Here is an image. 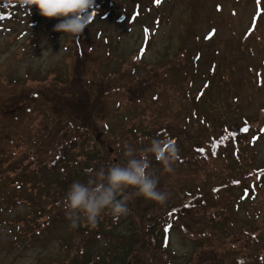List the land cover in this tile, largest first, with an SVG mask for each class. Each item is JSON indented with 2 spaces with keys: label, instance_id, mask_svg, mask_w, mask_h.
Instances as JSON below:
<instances>
[{
  "label": "rangeland",
  "instance_id": "rangeland-1",
  "mask_svg": "<svg viewBox=\"0 0 264 264\" xmlns=\"http://www.w3.org/2000/svg\"><path fill=\"white\" fill-rule=\"evenodd\" d=\"M148 4L117 0L110 17L97 16L78 38L56 31L59 20L43 15L37 26L27 24L20 11L0 23V157L15 170L0 165V264H76L95 253L111 260L127 250L104 236L138 239L125 264H264V170L258 173L264 168V126L258 128L264 120V0ZM256 4L262 12L251 26ZM210 27L216 33L207 38ZM144 31L149 38L143 48ZM194 43L204 54L197 64L189 58ZM242 122L250 124L233 149L196 159L192 148L200 139L219 133L222 124ZM67 123L75 126L68 130L76 136L71 149L56 166L42 165L41 183L22 186L27 170L32 172L23 167L32 163L30 155L51 160L58 147L51 149L48 141ZM47 126L52 130L45 131ZM168 134L176 139L180 158L170 173L152 158L158 189L168 193L158 210L198 192L206 206L194 203L178 221L193 236L172 223L153 239L132 223V214L115 223L105 214L96 228L83 220L70 227L63 196L73 181L85 183L101 167L126 163L125 142L140 150L152 139L168 140ZM248 170L256 173L239 186L225 181L226 187L211 192L225 176ZM57 180L59 186L50 190L43 186ZM129 193L133 208L147 211L154 204L135 189ZM221 199L227 205L221 218L202 216L204 210L219 213ZM48 218L54 222L42 224ZM84 230L103 236L82 247ZM80 248L83 255L76 253Z\"/></svg>",
  "mask_w": 264,
  "mask_h": 264
},
{
  "label": "trees",
  "instance_id": "trees-1",
  "mask_svg": "<svg viewBox=\"0 0 264 264\" xmlns=\"http://www.w3.org/2000/svg\"><path fill=\"white\" fill-rule=\"evenodd\" d=\"M133 1L135 2V5L139 6V7L141 6V3L144 4V2L145 3L149 2V4H148L149 6L150 5L156 6L158 4L157 0H133ZM163 1L164 0H159V3L163 2ZM116 7H117V0H95L96 15H95V18L93 21H95L97 16H100V15L103 17V19L110 17L112 10ZM131 10H133V9H131ZM19 11L22 13L24 12L25 15H27V24L30 23L32 26H37L40 23L39 22L37 24V22L39 20L38 17L41 16V13L35 5H33L31 7V9H29V8L21 7L19 4H17L15 2V0H0V17H3V16H6L8 18L9 17H12V18L17 17V15L19 14ZM118 13L121 15V17H123L125 15V13L122 10L118 11ZM135 13H136V9L133 12H131L129 16L134 18ZM133 18L131 19L132 21H133ZM1 20H3V19H0V21ZM52 20L55 21V20H57V18H52ZM121 21H123V20H121ZM131 23H133V22H131ZM143 24H140V26H142ZM210 28H212V29L209 30L208 32L206 31V37L207 38H208V34L215 35V33H216V31L213 27H210ZM146 33H147V31H144L143 34L145 35ZM148 38H149V36L145 35L144 42H143L142 46H145V44L148 41ZM194 45L197 47V49L192 51L189 54V58L192 61H194L195 64H197L198 60H201V59L204 60V54H203L202 50L200 49L201 47H198L197 43H194ZM198 49H200V50H198ZM182 50H183V48L180 50V52ZM177 55L178 54H176L175 56H177ZM167 72H169V69L163 70L162 76H167ZM152 78L155 81L157 76H153ZM144 83H146V81ZM152 92H155V91L152 90ZM154 97H156V96H154ZM259 123L260 124L258 125V128L261 129L264 126V120H262ZM249 124H245L242 122V123H237V124L231 123V124L220 125L221 130L219 133H212L209 135V138L207 140L200 139L199 143L193 145V148H192L193 154H195L196 159L204 161V160L208 159L209 156L220 154L225 148L231 147L233 149V145L235 147V145L238 144V141H239L238 136L243 132V128ZM61 126L63 127L62 134L58 138H55V136H54L53 138H51L48 141L49 147L51 149L58 147L55 154H49L51 157V160H46L44 157H42V154H36L35 158H34V156L30 155L29 161H31L32 163L29 165H23L24 169H25V167H29L32 170V172H29L27 170V173L24 175L23 181L21 182L22 186L27 185V183H30L29 185H31V186H37L36 183H38V182L41 183L40 178L37 174H38L39 170L41 169L42 165L46 162L49 167L56 166V164L59 162V160L65 154V151L66 150L69 151L71 149L72 142L75 140L76 136L71 137L70 131H68V130H70L72 127H75V126H73V124H72V127H71L70 123L61 124ZM50 128H51V126H47L46 128H44V130L47 131ZM76 128L79 129L80 127L76 126ZM50 130H52V129H50ZM57 134H60V132L57 131ZM172 135H173V133H172ZM172 135L168 134V137H169L168 141L170 143H172V141H173L174 136H172ZM175 140H174V142H175L174 144L176 145ZM68 143H69V149L66 148ZM39 144L42 147L46 146V142H43V140H42V142H39ZM165 146L167 147V145H165ZM200 149H203V151H200ZM49 153H51V152H49ZM0 159H1L0 165L3 166V169H8L10 172L15 171L14 169H11V168H9L8 165H6V162L4 161V159L2 157H0ZM66 168H67V166L63 164L60 167V171L63 172L66 170ZM83 170H84V172H87L88 167H84ZM92 170H94L93 167H92ZM263 170H264V168L259 169L258 173L261 174L260 172H262ZM46 171H47V173H49L52 171V169H49L46 167ZM255 173L249 172V170H248L246 173L240 174L242 177L238 176V175H236V176L235 175H227L223 178V180L220 184H217V185L213 184L212 185L211 192H215L218 188L226 187L225 184H223L225 181L230 182V185H228V187L234 186V185L239 186L241 179H243L247 175H252ZM255 179H256V176H255ZM87 181L88 180H86L85 183ZM57 183H58L57 186H59L60 182L58 180L54 181V182H49L47 184H43V186H45L49 189L52 187L53 184H57ZM22 186L20 187L19 192L24 193ZM43 186L41 185L38 187L42 188ZM206 191L209 192V189H206ZM204 192H205V190H204ZM65 193H67V191H65ZM4 196L7 199H9V197L6 194H4ZM63 198H64L63 201H65V196H63ZM22 199L26 200L25 198H22ZM194 203H196L197 205H200V203H201L204 207L206 206V203L204 201L200 200V194L198 192H193L192 196H187L178 205L171 206L172 204L168 203L170 205L162 206L161 211L158 210L157 202H154V204H152L148 208L147 211H143L141 208H138V207L133 208L132 204H129V208L131 209L130 214H132L134 217L132 223L134 225L138 226L141 230L145 231L148 234V236H150L151 238L154 239V235L157 234L158 230L161 229L162 226H164L165 224L168 225V224H172V223H175L176 225L178 224V226L181 228V230L184 233H186L189 236H193L195 233L191 232L188 227H185L184 225L178 223V221H179V217L185 214L184 211H187V210H189L195 206ZM226 207H227V205L224 203V200L221 199L219 201V213H218V211H216V212L207 211L206 212L204 210L202 213V216H204L205 218H207V217H213V218L220 217L221 218V214H225ZM63 209H65V208H63ZM157 213H159L158 217L153 219L152 217H154ZM140 218H141V220H144V221H140ZM163 218H164V220H163ZM41 222H42V224L47 226L49 224H52L54 221H52L51 218H48L46 221L41 220ZM221 225H223V223ZM84 231H87V232H84ZM84 231H83L84 233L82 235L80 234V240H79L83 245L82 247H85L86 244L90 240L99 239L100 237L103 236L100 232L96 233L95 231H91V230H84ZM88 231H90V232H88ZM242 231H246V230L242 229ZM201 233L204 234L203 236H212L208 232H201ZM104 237L107 238L108 240L114 241L117 245L119 243H121L120 248L127 249V250L124 251L122 254H120V256L113 255L111 260H109V256H107L106 254H102V252L101 253H95V254H92L89 258L82 257L78 262H76V264H125V257H127L129 250H130V254H131L134 250V246H136V244L138 243V239H135L134 237H126V238L114 237V236H104ZM248 237L251 238V240L255 239L254 233L250 232V231L248 232ZM128 238H131V239H128ZM82 250L83 249L80 248V249H78V251L76 253H78V255H83V253H81ZM130 254H128V255H130ZM238 260H240V259H238ZM246 261H250V260H246Z\"/></svg>",
  "mask_w": 264,
  "mask_h": 264
},
{
  "label": "clouds",
  "instance_id": "clouds-1",
  "mask_svg": "<svg viewBox=\"0 0 264 264\" xmlns=\"http://www.w3.org/2000/svg\"><path fill=\"white\" fill-rule=\"evenodd\" d=\"M21 7L35 5L41 15L57 18L55 30L79 37L84 29L93 22L96 15L95 0H15ZM62 18V19H61ZM167 145V147L165 146ZM123 165L113 163L107 168L95 171L86 183L73 181L69 186L65 201V215L70 227L77 228L81 220L87 226L96 228L100 218L109 214L113 222L130 214L129 189L135 195L143 196L159 204L166 203L168 193L158 189L159 177L152 168V158L163 165L166 172L174 171L179 160V149L168 140L152 139L148 147L137 150L125 142ZM91 171V170H90Z\"/></svg>",
  "mask_w": 264,
  "mask_h": 264
},
{
  "label": "snow or ice",
  "instance_id": "snow-or-ice-1",
  "mask_svg": "<svg viewBox=\"0 0 264 264\" xmlns=\"http://www.w3.org/2000/svg\"><path fill=\"white\" fill-rule=\"evenodd\" d=\"M157 3H159V0H157ZM3 17H0V19H2ZM246 130V129H245ZM172 143H175L174 141H172ZM200 151H203V149H200Z\"/></svg>",
  "mask_w": 264,
  "mask_h": 264
}]
</instances>
